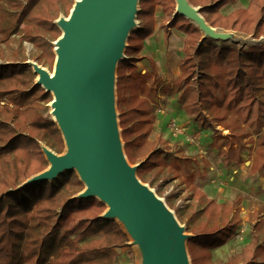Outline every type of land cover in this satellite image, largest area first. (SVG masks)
I'll use <instances>...</instances> for the list:
<instances>
[{"label": "trees", "instance_id": "1", "mask_svg": "<svg viewBox=\"0 0 264 264\" xmlns=\"http://www.w3.org/2000/svg\"><path fill=\"white\" fill-rule=\"evenodd\" d=\"M76 0H0V43L17 38L9 57L0 48V264H126L128 235L115 220L102 215L107 207L98 199L80 198L84 184L74 171H66L52 181L21 187L48 168L41 145L62 155L64 140L58 125L47 114L53 97L34 84L36 78L23 43L33 45L34 61L55 62L54 46L61 31L55 21L70 14ZM174 2L173 0H171ZM200 7V14L212 28L237 31L255 38L264 36V0H250L246 8L222 15L220 9L236 0H187ZM159 0H140L137 20L140 27L127 39L126 59L116 68V93L126 97L117 103L118 125L126 160L138 164L136 176L153 187L181 179L192 198L201 205L196 223L187 227L192 234L186 247L191 264H212L210 250L225 245L237 232L240 198L217 203L197 190L189 166L192 156L183 154L163 162L161 139L150 142L151 113L148 108L146 74L132 69L141 60L142 46L153 30L154 7ZM170 27L185 34L180 75L175 90L182 91L183 111L200 131H210L222 143V161L242 163L248 144L257 146L250 173L264 170V46L231 47L201 39L200 31L181 15H174ZM168 32V31H166ZM14 36V37H13ZM2 45V44H1ZM0 45V46H1ZM150 70L154 63L148 59ZM131 69L125 77V72ZM229 134L222 136L216 127ZM246 140V142H244ZM215 141V142H214ZM212 144H216L214 140ZM167 176V177H166ZM20 187V188H19ZM167 201L170 203L171 199ZM256 221V220H255ZM259 223L252 225L256 230ZM91 238L81 246L79 242ZM126 256V258H125ZM225 264H264V237L249 242Z\"/></svg>", "mask_w": 264, "mask_h": 264}, {"label": "water", "instance_id": "2", "mask_svg": "<svg viewBox=\"0 0 264 264\" xmlns=\"http://www.w3.org/2000/svg\"><path fill=\"white\" fill-rule=\"evenodd\" d=\"M139 1L76 0L68 17L55 21L61 36L53 42V73L26 62L38 76L34 84L53 97L50 115L66 151L57 155L41 145L48 168L21 187L74 171L84 184L78 197L98 199L107 207L103 217L124 224L134 244L142 245L144 264H190L188 237L172 212L137 178L138 166L126 160L119 132L116 68L138 23ZM174 1V15L201 33L205 30L202 39L228 36L208 25L200 8L187 0Z\"/></svg>", "mask_w": 264, "mask_h": 264}, {"label": "rangeland", "instance_id": "3", "mask_svg": "<svg viewBox=\"0 0 264 264\" xmlns=\"http://www.w3.org/2000/svg\"><path fill=\"white\" fill-rule=\"evenodd\" d=\"M249 1L250 0H236L235 2L222 7L220 13L222 15H228L234 10L246 8ZM175 6V1L159 0L158 4L154 7V17H156L158 22L161 21V28L164 29L166 37L162 31H158L151 37V39H149L150 42L148 41L144 44V40L137 42V44L142 46L144 50H142V48L140 49L138 57L141 58V60L132 70L136 72L135 75H141L144 73L147 75L144 80V87L147 89L146 96L148 100V108L151 113V132L148 139L150 142H154L157 138L161 139L162 143L160 144V147L163 150V162L171 161L173 157H179L181 154L178 150L181 149L183 154L192 156L195 160V162H191L189 166L192 169L191 171L194 177L193 184L197 190L203 192L208 198L213 199L217 203H230L237 196L240 198V203L237 208L240 222L237 230L245 226L243 236L237 238L236 232V234L225 245L218 249L210 250L212 264H225L230 257L237 255L242 250L252 236H257L260 240L264 237V170L260 173H250L251 159L257 146L256 142L258 136H252L255 143L253 145L248 144V147H251L250 152H245L243 154L242 163H225L222 161V156L220 154V152L225 149L224 147L220 148L222 140H220L217 135L214 137L210 131H200L193 118L183 111L182 103L180 102L183 92L176 91L174 85L180 75L178 64L182 57V47L185 34L176 27H170L169 23L174 17ZM67 17L64 14H61L59 19ZM137 21V26L133 31L138 30L140 27V21ZM215 29L224 32H232L236 37V40H233L228 36L225 37L226 39L220 36L219 38H210L207 36L208 40H211L216 44H225L234 48L257 45L264 46V36L255 38L253 34L246 35L237 31H227L220 28ZM172 30L176 32L172 33ZM200 34V40H202L203 34L201 32ZM219 34L225 35L223 33ZM169 36H171L170 39H168ZM15 38L16 39L12 42L0 43V45L2 44L0 48L6 50V58L10 55V46L17 48L19 45L17 41L18 37ZM165 44L167 45L165 46ZM127 46L128 43L126 42L125 49ZM159 47L161 50H159ZM23 51L25 56L29 58L27 61L30 63H36L33 59L36 52L33 49L32 44L23 43ZM124 59H126V55ZM148 59L153 61L155 73L151 72ZM1 62L0 59V63ZM38 66L50 74L53 73L54 65L52 66V69H50L47 64ZM130 70L131 69L129 68L128 71L125 72V77H129L127 74ZM36 79L37 77L35 80ZM125 97V92L121 91L118 99L115 84V109L117 117V103L120 105L121 99ZM47 106V114L51 118L50 103L47 104ZM172 120L175 122L176 126L185 129H183V134L173 135L172 131L169 129V123ZM216 130L222 136L229 134V130L224 127L217 126ZM214 140H216V144L214 143L211 145ZM244 142H246V140H244ZM130 166L136 167L138 164ZM167 176L170 178L167 180L168 182L162 186H160L161 181H158L153 187H150L147 183L142 184L150 189V191L165 204L168 210L172 212L179 226L184 230V235L189 239L192 237V234L187 232L186 228L191 227L196 223L198 218H194L193 213H198L201 209V205L192 198L188 188L181 183V179H172L168 174ZM169 186L174 188L173 192L166 194ZM168 198L171 199L170 203L167 201ZM179 198L183 201H188V203L180 207L176 204V201ZM256 222L259 223V227L256 230H252V225ZM122 228L124 229L123 226ZM90 239L91 238L83 239L79 244L81 246L86 245ZM128 239L129 241L127 242V245L129 248L121 250L125 252L128 251L130 254L127 258L128 262L126 264H144L143 247H140L141 252L139 254L136 245L133 242L134 239L130 235H128Z\"/></svg>", "mask_w": 264, "mask_h": 264}, {"label": "built area", "instance_id": "4", "mask_svg": "<svg viewBox=\"0 0 264 264\" xmlns=\"http://www.w3.org/2000/svg\"><path fill=\"white\" fill-rule=\"evenodd\" d=\"M169 129L172 131V133H173V135H180V134H183L184 133V128H182V127H178V126H176L175 125V122L172 120V121H170V123H169ZM184 129V130H183ZM192 141V140H191ZM173 187L172 186H169L168 188H167V191H166V194H168V193H171V192H173ZM188 203V201H183V200H181L180 198L179 199H177V201H176V204L177 205H179L180 207H182L183 205H185V204H187ZM179 207V208H180ZM244 228H245V226L243 227V228H241V229H239V230H237V234H236V237L237 238H241L242 236H243V234H244Z\"/></svg>", "mask_w": 264, "mask_h": 264}, {"label": "bare ground", "instance_id": "5", "mask_svg": "<svg viewBox=\"0 0 264 264\" xmlns=\"http://www.w3.org/2000/svg\"><path fill=\"white\" fill-rule=\"evenodd\" d=\"M194 13H196V10H194ZM137 23H135L134 24V26L136 27L137 25H136ZM197 26H198V24H196ZM203 27H205V26H203ZM221 33H223V34H225V35H228L229 36V38L230 39H235L236 40V37H235V34L234 33H232V32H224V31H222V30H219ZM202 34H203V36H206L207 35V33H206V31L205 30H203L202 29ZM31 64L33 65V66H36L37 64L36 63H34V62H31ZM36 64V65H35ZM38 66V65H37ZM37 78H38V76H37ZM37 80V79H36ZM43 146V145H42ZM43 148H45L44 146H43ZM121 225L124 227V229H126V227L124 226V224L123 223H121ZM130 234V233H129ZM130 236L133 238L134 236L132 235V234H130ZM140 247L142 248V245L141 244H137L136 245V249L138 250V253L140 254V252H141V249H140Z\"/></svg>", "mask_w": 264, "mask_h": 264}, {"label": "crops", "instance_id": "6", "mask_svg": "<svg viewBox=\"0 0 264 264\" xmlns=\"http://www.w3.org/2000/svg\"><path fill=\"white\" fill-rule=\"evenodd\" d=\"M158 31H162L163 34H165L164 29L161 28V21L158 22L157 19H156V17H154V30H153L152 34H151L146 40H144L143 44L146 43V42H148L149 39H151V37H152L155 33H157ZM171 32H172V33H175L176 31L174 32V30H172ZM165 37H166V34H165ZM170 37H171V36H169L168 39H170ZM182 38H183V37H182ZM149 42H150V41H149ZM166 45H167V44H165V46H166ZM160 47H161V46H160ZM160 47H159V50H161ZM164 48H165V47H164ZM142 50H144V48H142ZM142 52H144V51H142ZM156 68H157V67H156ZM184 118H187V117H184ZM263 179H264V178H263Z\"/></svg>", "mask_w": 264, "mask_h": 264}]
</instances>
